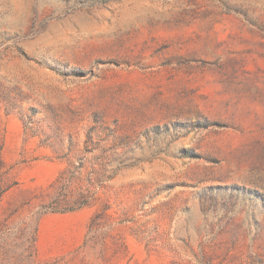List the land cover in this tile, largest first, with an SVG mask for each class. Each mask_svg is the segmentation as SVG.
I'll list each match as a JSON object with an SVG mask.
<instances>
[{
  "label": "rangeland",
  "instance_id": "obj_1",
  "mask_svg": "<svg viewBox=\"0 0 264 264\" xmlns=\"http://www.w3.org/2000/svg\"><path fill=\"white\" fill-rule=\"evenodd\" d=\"M0 264H264V0H0Z\"/></svg>",
  "mask_w": 264,
  "mask_h": 264
}]
</instances>
